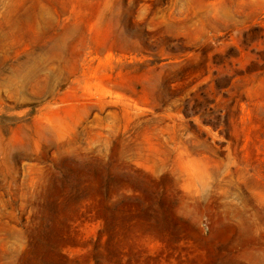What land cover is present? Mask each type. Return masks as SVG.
Masks as SVG:
<instances>
[{"label": "rangeland", "instance_id": "374dc122", "mask_svg": "<svg viewBox=\"0 0 264 264\" xmlns=\"http://www.w3.org/2000/svg\"><path fill=\"white\" fill-rule=\"evenodd\" d=\"M0 264H264V0H0Z\"/></svg>", "mask_w": 264, "mask_h": 264}, {"label": "trees", "instance_id": "16d2710c", "mask_svg": "<svg viewBox=\"0 0 264 264\" xmlns=\"http://www.w3.org/2000/svg\"><path fill=\"white\" fill-rule=\"evenodd\" d=\"M101 218L103 219V216Z\"/></svg>", "mask_w": 264, "mask_h": 264}]
</instances>
